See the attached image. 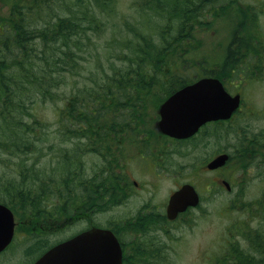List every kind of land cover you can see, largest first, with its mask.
<instances>
[{
    "label": "rangeland",
    "instance_id": "rangeland-1",
    "mask_svg": "<svg viewBox=\"0 0 264 264\" xmlns=\"http://www.w3.org/2000/svg\"><path fill=\"white\" fill-rule=\"evenodd\" d=\"M11 1L0 0V32ZM132 1L135 0H97V5L93 6L91 2L86 5L85 10L89 9L98 21L88 25L80 19L75 31L69 33L72 36L64 50L77 56L75 65L81 70L77 77L62 73V82L56 89L60 97L70 94L72 86L83 92L91 86L105 84L109 80L107 77L112 75L107 68L109 59L118 67L127 65L126 58L131 54L125 47L127 27L124 22L130 26L134 19L139 21L140 6L148 8L142 2ZM66 3L68 9L73 7L70 0H50L45 4L43 14L47 12L53 16L52 12L56 10V15L69 16ZM176 10L175 7L171 12L163 10L161 17L152 18L154 24L146 32L158 34L149 38L159 44L161 34L166 31L175 37L176 23L169 22L171 27H168L167 22L175 17ZM191 10L196 11L192 13L193 17H186L189 19L187 28L173 41V50L165 55L166 60L170 59L164 68L165 71L167 68L166 82L169 79L176 84H186L202 76L215 75L225 82L229 92L241 95V107L221 126L202 129L189 142L175 147L172 154L163 152L158 202L183 181L194 183L202 195V202L198 209L186 212L171 225L162 224L164 219L159 220L157 240L148 242L142 259L134 264H228L238 258L242 264L248 256H254L259 264H264V252L258 254L251 247L253 240L264 242V0H230L223 10L216 11L209 9L208 2L207 5L199 3ZM137 27L141 28L138 22ZM49 36H52L51 32ZM182 41L184 43L178 45ZM116 56L119 60H115ZM59 105L58 101L37 106L36 112L45 117L49 125L36 133L46 135L47 139L37 145L35 150L40 152L20 154L12 159L1 154L4 161V164L0 163L2 180H19L23 176L31 180L33 190L29 193H33L38 186L33 181L40 179L39 183L44 186H38V190L45 187L46 192L49 189L56 192L55 188L60 185L65 188L63 175L66 170L56 169L61 159L74 161L71 167L66 165L71 177L94 173L106 175V153L101 161L93 158L92 153L81 152L84 139L69 140L58 136L55 108ZM154 109V103L150 104V116ZM73 149L76 153H72ZM222 152L230 155L224 169L209 172L208 162ZM132 168L134 170L133 165ZM134 176L138 180L151 179L150 174L142 175L136 171ZM217 179L227 180L230 190ZM0 198L10 203L13 212H26L24 218H28L30 199H26V203L23 197L15 196L11 200L2 182ZM21 202L27 209L20 208ZM84 226L83 221L68 223L67 236ZM46 238L49 236L44 233L33 234L26 225L17 233L12 245L0 254V264H30L41 252V243Z\"/></svg>",
    "mask_w": 264,
    "mask_h": 264
},
{
    "label": "trees",
    "instance_id": "trees-1",
    "mask_svg": "<svg viewBox=\"0 0 264 264\" xmlns=\"http://www.w3.org/2000/svg\"><path fill=\"white\" fill-rule=\"evenodd\" d=\"M49 1L12 0L0 32V155L6 154L11 159L16 155L38 151L35 150L37 145L46 141V135L36 133L40 128L49 125L45 117L42 118L36 112L37 106L43 103L60 102L55 108V116L60 131L58 136L61 139L71 140L80 137L88 139L89 145L105 147L110 144L109 138L121 136L117 132L118 129H135L141 125L151 127L148 108L154 103L156 84L166 82L164 74L167 68L166 71L164 68L170 59L166 60L165 55L169 50H173V41L179 39L182 31L187 28L189 19L186 17H193L192 13L196 11L191 9L199 3L207 5L208 2L211 11L223 10L230 2V0L132 1L142 2L148 8L140 6L139 21L134 19L130 26L124 22L127 27L125 47L131 54L126 58L127 65L118 67L109 59L107 68L112 75L107 77L109 80H106L105 84L91 86L83 92L72 86L70 94L60 97L56 89L62 82V73L77 77L81 70L75 65L77 56L64 50L69 46L72 36L69 33L71 30L75 31L80 19L88 25L98 21L90 14L89 9L85 10L90 2L93 6L97 5V0H70L74 3L73 7L68 9L69 5L66 3V13L69 16L63 17L56 15V10L52 12L53 16H49L46 11V14H43L44 6ZM80 7L83 9L80 10ZM173 7L177 9L175 17L169 18L167 24L171 27L169 22L176 23L177 36H170L167 31L162 33L160 45L149 38L158 33L149 34L146 31L154 24L152 18L158 19V16H162L163 10L171 12ZM137 22L141 28L137 27ZM50 32L52 36H49ZM183 43L184 41L179 42L178 45L181 46ZM39 48L41 50L38 53ZM115 60L119 58L116 56ZM167 82L171 81L168 79ZM164 87L168 88L169 85ZM102 147L99 153L109 151ZM67 152L69 154V151ZM66 153L64 155H67ZM72 153H76L75 149ZM2 160L3 158H0V163L4 164ZM20 161L17 163H22ZM73 163L72 159H61L57 164L58 171L66 170L63 175L66 185L71 182L69 179L73 178L69 175L66 165L71 167ZM30 181L23 176L19 180L0 178L11 200L15 196L23 197L25 200L31 199L32 194L37 193L38 186H44L42 182L39 183L40 179L38 182L33 181L38 186L33 193H29L32 189ZM39 191L46 192L45 187ZM26 202L27 200L24 203ZM0 203L7 206L10 204L4 198H0ZM22 205L23 202L19 205L20 208L27 209ZM253 242L252 250L258 254L263 253L264 242L257 240ZM253 257L248 256L250 261H243L242 264H259ZM233 263L240 264V261L228 262Z\"/></svg>",
    "mask_w": 264,
    "mask_h": 264
},
{
    "label": "flooded vegetation",
    "instance_id": "flooded-vegetation-1",
    "mask_svg": "<svg viewBox=\"0 0 264 264\" xmlns=\"http://www.w3.org/2000/svg\"><path fill=\"white\" fill-rule=\"evenodd\" d=\"M156 85L155 109L154 114L150 116L151 127L141 125L135 129H118L117 132L121 136L109 138L110 144L105 147L89 145L88 139L81 138L85 141L80 145L81 152L92 153L93 158L101 161L107 157L106 175L94 173L90 176H75L69 179L71 182L68 181L67 185L64 182V189L60 185L55 188L56 192L49 189L40 193L39 197L38 193H33L29 201L31 212H27V219L24 218L26 212H13L15 232L21 231L27 225V229L35 235L44 233L49 239L46 238L41 245L43 249L48 250L88 229L107 230L120 245L122 264H134L142 259V255L147 251L148 242L151 239L157 240L159 220L164 219L162 224L171 225L181 215L199 208L202 195L190 181L178 182L176 188L158 202V176L164 167L163 152L168 151L167 154H172L175 147L183 146L200 134L202 129L221 126L226 121L209 122L187 139L164 135L158 129L159 107L173 93L188 84L158 82ZM164 85L169 87L165 88ZM158 98L161 99L158 101ZM101 147L109 150L107 156L104 157L105 153H99ZM225 165L215 169L207 167V170L220 172ZM134 171L142 175L150 174L151 179L138 180L134 176ZM217 181L222 182L226 190H230V183L227 180L217 179ZM186 184L192 185L196 190L198 203L193 207L187 206L183 211H179L183 213H179L175 219L168 220L166 212H168L169 199L174 192ZM107 212L112 213L105 215ZM82 221L85 222V226L67 236V224L82 223ZM234 247L237 248V245L234 244ZM236 260L241 261V258ZM244 260L250 261L247 257H244ZM79 261L82 263V258Z\"/></svg>",
    "mask_w": 264,
    "mask_h": 264
},
{
    "label": "water",
    "instance_id": "water-1",
    "mask_svg": "<svg viewBox=\"0 0 264 264\" xmlns=\"http://www.w3.org/2000/svg\"><path fill=\"white\" fill-rule=\"evenodd\" d=\"M239 102V95L228 94L219 80L199 79L164 102L160 108L162 119L159 129L176 138L190 137L209 121L229 119ZM227 160L228 155H219L207 167L215 169L224 165ZM197 203L198 196L194 188L183 185L170 197L166 216L168 219H175L182 213L179 211ZM13 230L12 213L8 207L0 204V252L10 243ZM34 264H121V251L111 232L91 229L50 248Z\"/></svg>",
    "mask_w": 264,
    "mask_h": 264
}]
</instances>
